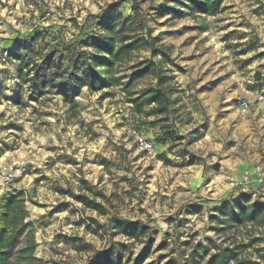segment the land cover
Returning a JSON list of instances; mask_svg holds the SVG:
<instances>
[{
  "label": "rangeland",
  "instance_id": "obj_1",
  "mask_svg": "<svg viewBox=\"0 0 264 264\" xmlns=\"http://www.w3.org/2000/svg\"><path fill=\"white\" fill-rule=\"evenodd\" d=\"M115 2L125 17L138 2L137 20H144L159 44L172 46L173 61L164 65L175 74L170 106L184 133L176 142L157 141L163 116L154 105L135 112L124 85L83 87L77 114L55 91L28 101L27 85V105L13 101L22 85L13 37L39 30L36 45L48 50L59 25L65 41L77 38L80 27L98 36L97 18L86 19L104 16ZM167 7L179 12H166ZM144 58H151L149 50L135 51L120 67L122 84L132 64ZM154 60L163 62L160 55ZM154 84L155 78L145 75L132 90ZM263 92L264 0H225L215 16L200 15L188 0H0V161H28L27 174L15 183L26 191L35 215L36 255L47 264H87L101 253L128 261L150 246L144 264H186L196 244L214 251L251 234L264 237V226L217 231L211 218L225 199L232 205L245 198L264 203V182L256 181V168L264 171V110L258 97ZM243 100L249 102L247 112ZM139 137L153 144V154ZM245 170L251 172L247 183ZM58 186L72 194H61ZM80 194L104 204L107 213L85 208L76 198ZM57 208L62 210L54 212ZM116 218L148 230L127 235ZM243 253L256 255L253 248Z\"/></svg>",
  "mask_w": 264,
  "mask_h": 264
},
{
  "label": "trees",
  "instance_id": "obj_2",
  "mask_svg": "<svg viewBox=\"0 0 264 264\" xmlns=\"http://www.w3.org/2000/svg\"><path fill=\"white\" fill-rule=\"evenodd\" d=\"M188 1L200 15L215 16L225 0ZM138 5V2H133L135 12L127 17L124 16L119 2L113 3L109 12L102 17L88 16V23L91 18H97L96 23L102 32L98 36H88L85 28L80 27L77 38L65 41L60 36L62 27L59 25L58 38H54L55 43L48 50L36 45L40 36L39 30H36V35L18 34L13 37L15 49L12 56L18 61L17 76L22 83L18 84L14 103L27 105L23 95V85H27L28 101H39L55 91L63 98L68 110L77 114V96L83 87L98 91L111 85H124L123 89L135 112L143 113L146 106L154 105L155 111L163 116L160 118L161 134L157 141H178L184 133L173 118L170 106V97L176 91L173 84L175 74L164 65L173 61L170 56L172 46L159 44L151 36L144 20H137ZM170 10L179 12L174 7L165 8L166 12ZM134 25H138L143 32H137ZM203 29L205 31L207 28ZM139 50H149L151 58L133 63L127 81L122 84V78L117 73L124 63L130 61L133 53ZM158 55L163 58L162 63L154 60ZM145 75H152L155 84L134 92L133 82ZM160 157L171 163L165 154ZM57 191L61 194H72L70 190L60 186ZM76 198L89 210L99 214H106L108 211L104 204L87 194H80ZM27 201L28 195L24 189H12L1 197L0 264H47L45 259L36 255L35 221L30 218ZM61 210L62 208H57L54 212ZM194 211H200V207H195ZM211 218L217 222L214 228L217 231L248 225L264 226V203L251 202L249 198H245L244 202L232 205L225 199L217 214ZM115 220L116 227L127 235H132L137 230L136 235L142 236L148 230L145 225L137 226L117 218ZM91 221L98 224L96 218L91 217ZM263 240L264 237L251 234L246 241L237 240L214 251L208 245L196 244L190 251L186 264H264V246L258 245ZM247 248H253L256 255L244 254L243 251ZM150 254V246L144 247L128 261H124L121 255L111 257L109 253H101L92 256L87 264H144Z\"/></svg>",
  "mask_w": 264,
  "mask_h": 264
},
{
  "label": "built area",
  "instance_id": "obj_3",
  "mask_svg": "<svg viewBox=\"0 0 264 264\" xmlns=\"http://www.w3.org/2000/svg\"><path fill=\"white\" fill-rule=\"evenodd\" d=\"M259 100L262 104L264 110V93L259 94ZM241 108L243 112H247L249 110V102L243 100L241 103ZM139 144L147 150L150 154H153L155 151V147L153 144L149 143L142 137L138 138ZM29 170L28 161L23 157H10L8 159H4L0 161V187L9 188L18 178L27 174ZM251 177V172L249 170H245L242 174V180L244 182H249ZM256 181L259 184L264 182V171L261 167L256 168Z\"/></svg>",
  "mask_w": 264,
  "mask_h": 264
},
{
  "label": "crops",
  "instance_id": "obj_4",
  "mask_svg": "<svg viewBox=\"0 0 264 264\" xmlns=\"http://www.w3.org/2000/svg\"><path fill=\"white\" fill-rule=\"evenodd\" d=\"M263 74H260V73H258L257 74V77L259 78V77H261ZM12 189H23L21 186H20V184L19 183H13L12 184V186L11 187H9V188H2V187H0V200H1V197L6 193V192H8V191H10V190H12ZM28 208V207H27ZM29 213H30V218L31 219H33L34 221H35V219H34V214L33 213H31L30 211H29Z\"/></svg>",
  "mask_w": 264,
  "mask_h": 264
}]
</instances>
